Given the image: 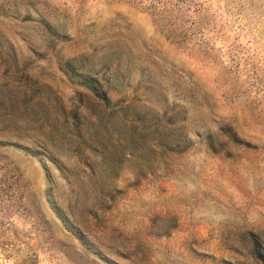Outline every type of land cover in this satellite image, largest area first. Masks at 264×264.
Masks as SVG:
<instances>
[{"label":"rangeland","instance_id":"obj_1","mask_svg":"<svg viewBox=\"0 0 264 264\" xmlns=\"http://www.w3.org/2000/svg\"><path fill=\"white\" fill-rule=\"evenodd\" d=\"M0 264H264V0H0Z\"/></svg>","mask_w":264,"mask_h":264},{"label":"trees","instance_id":"obj_2","mask_svg":"<svg viewBox=\"0 0 264 264\" xmlns=\"http://www.w3.org/2000/svg\"><path fill=\"white\" fill-rule=\"evenodd\" d=\"M90 91L92 92V94L97 97L98 99L102 100V101H107L108 99L106 97L103 96V92L101 90L98 89V87H91L89 88ZM71 117V116H70ZM72 117L74 118V115H72ZM76 117V116H75Z\"/></svg>","mask_w":264,"mask_h":264}]
</instances>
